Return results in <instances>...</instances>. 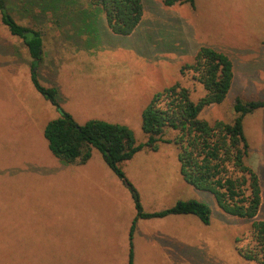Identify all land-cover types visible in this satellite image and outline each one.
I'll return each mask as SVG.
<instances>
[{"label":"rangeland","instance_id":"1","mask_svg":"<svg viewBox=\"0 0 264 264\" xmlns=\"http://www.w3.org/2000/svg\"><path fill=\"white\" fill-rule=\"evenodd\" d=\"M5 2L20 25L41 31L46 52L34 70L80 125H124L145 143L142 114L156 94L179 83L192 100L205 96L191 73H181L202 46L227 55L234 78L224 103L205 108L201 119L232 122L237 98L264 101V0H196L195 8L142 0V20L129 36L114 34L85 0ZM32 62L24 40L0 19V264H128L132 190L97 150L82 165L53 155L44 131L62 113L36 91ZM244 130L262 191L253 220L225 214L212 194L187 184L174 144L124 163L145 213L190 199L211 210L210 225L193 215L137 220L134 264H255L237 248L254 222H264V107L245 117Z\"/></svg>","mask_w":264,"mask_h":264},{"label":"trees","instance_id":"2","mask_svg":"<svg viewBox=\"0 0 264 264\" xmlns=\"http://www.w3.org/2000/svg\"><path fill=\"white\" fill-rule=\"evenodd\" d=\"M89 9H101L110 30L119 36L131 35L143 17L142 0H85ZM167 7L189 5L196 0H162ZM1 23L9 32L24 40L32 59L33 85L46 100L61 111V117L49 122L44 136L53 155L66 164H85L93 150H97L111 171L132 190L137 215L131 229V249L128 264H134L132 246L135 223L139 219L165 218L170 215H193L203 224L210 225L211 210L198 200H179L173 207L154 213H145L139 195L129 184L124 163L143 149L158 151L160 144H174L178 149L182 179L199 191L212 194L219 208L227 215L246 220L255 219L262 204V191L258 174L249 165L250 147L245 136L244 119L264 101H244L237 98L232 122L210 123L201 119L203 110L221 105L227 98L234 78L229 57L210 47L199 48L191 64L181 73L192 74L203 85L206 94L199 101L191 98V91L179 83L156 94L142 114V130L147 141L137 144L133 131L124 125L91 120L78 124L64 112L58 102L56 87L43 86L36 66L43 60L44 42L39 30L20 25L0 0ZM173 134L172 138H168ZM246 241V243H245ZM238 253L248 262L264 264V222H254L250 237L238 239Z\"/></svg>","mask_w":264,"mask_h":264},{"label":"crops","instance_id":"3","mask_svg":"<svg viewBox=\"0 0 264 264\" xmlns=\"http://www.w3.org/2000/svg\"><path fill=\"white\" fill-rule=\"evenodd\" d=\"M164 6H165V5H164ZM175 6H177V5H175ZM166 7H167V6H166ZM171 7H174V6H171ZM44 45H45V44H44ZM44 47H45V46H44ZM44 51L46 52V48H44ZM254 112H255V111H254ZM254 112H253V113H254ZM253 113H252V114H253ZM252 166H253V165H252ZM254 170H255V169H254ZM179 171H180V169H179ZM255 171H256V170H255ZM256 172H257V171H256ZM257 174H258V173H257Z\"/></svg>","mask_w":264,"mask_h":264}]
</instances>
